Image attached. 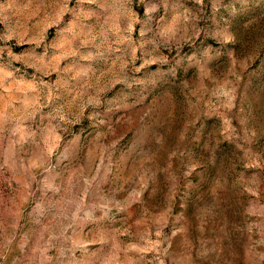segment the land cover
<instances>
[{"label":"rangeland","instance_id":"obj_1","mask_svg":"<svg viewBox=\"0 0 264 264\" xmlns=\"http://www.w3.org/2000/svg\"><path fill=\"white\" fill-rule=\"evenodd\" d=\"M0 264H264V0H0Z\"/></svg>","mask_w":264,"mask_h":264}]
</instances>
